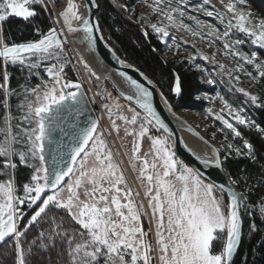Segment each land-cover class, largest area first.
I'll list each match as a JSON object with an SVG mask.
<instances>
[{
    "label": "snow or ice",
    "instance_id": "obj_1",
    "mask_svg": "<svg viewBox=\"0 0 264 264\" xmlns=\"http://www.w3.org/2000/svg\"><path fill=\"white\" fill-rule=\"evenodd\" d=\"M153 3L154 7L149 5L152 11L169 22L150 25L163 40L169 36L168 28L176 25L177 15L185 16L186 0H177L176 5L172 0ZM220 3L226 12H219L215 6L208 10L209 0L200 5L207 16H214L225 25L222 33L212 29L207 37H224V54L238 61L236 72L244 71L253 80L264 78V61H258L256 52L233 51L245 41L230 40L234 31L243 34L251 45L264 49V18L257 19L246 11L247 0ZM59 4L60 0L51 6L50 0H0V244L11 241L13 264H231L241 243V206L247 207V193L205 183L198 171L176 158L166 138L149 136L148 126L153 121L159 128L165 126L150 103L152 93L130 78L137 105L145 116L134 108L128 109L130 117L122 114L121 105L110 93L98 92L96 95L104 101L109 128L101 129L98 119L79 123L87 100L82 82L71 79L66 71L74 59L66 48L67 35L82 33L73 43L87 42L91 48L96 43L94 31H100V27L99 22L93 24L82 16L73 0H66V6L54 18L53 8ZM43 13L49 15L41 19ZM9 18H20L31 33L30 38L17 42L6 35L3 22ZM46 21L51 23L45 28L42 25ZM61 23L62 27H57ZM180 27L188 30L183 23ZM195 59L192 56L189 62ZM77 62L91 77L100 79L82 57ZM243 65H252L255 75ZM218 67L220 73L227 71L231 76L232 69L222 63ZM72 70H76L74 66ZM14 71L23 77L17 87L11 85ZM233 79L239 82L240 78ZM173 91L177 96L181 94L179 76ZM236 91L257 108L264 107L256 95L244 88ZM13 98L19 116L12 111ZM126 98L133 99L131 95ZM221 102L236 124L255 127L241 114L243 109L233 112L227 102ZM164 103L168 104L167 98ZM215 119L223 125L219 131L227 129L234 137L242 138L224 115ZM117 121L123 122L124 136L134 137L129 164L137 172L147 205L138 200L140 191L129 186L120 166L122 161L116 159L120 153H114L108 142L113 133L121 138ZM256 130L264 136V128ZM145 136L151 141L150 151L141 157L140 141ZM65 137L67 143L63 142ZM222 147L226 153L223 158L220 149L210 146L211 156L200 157L201 162L224 170L232 153L255 160L248 140H243L247 152L231 142ZM20 166L29 170L25 181L18 180ZM231 183L244 184L249 192L253 190L244 177L232 179ZM259 212L264 217V197ZM251 228L256 230L255 225ZM150 234L155 237V245Z\"/></svg>",
    "mask_w": 264,
    "mask_h": 264
},
{
    "label": "trees",
    "instance_id": "obj_2",
    "mask_svg": "<svg viewBox=\"0 0 264 264\" xmlns=\"http://www.w3.org/2000/svg\"><path fill=\"white\" fill-rule=\"evenodd\" d=\"M114 1L118 5H124L127 9L134 4V0ZM245 7L255 18H264V0H247ZM48 15V13H43L41 19H44ZM96 18L97 22H99L103 39L114 53L126 64L145 75L162 97L164 99L167 98L168 105L171 106L174 112L189 111L201 114L204 112L207 103L203 95L212 96L215 93L214 88L208 85L204 79H201V73L196 68L198 64L207 67L204 62L200 60L189 62V59L184 57L179 59L171 56V54L165 55L163 45H161L154 35L147 30L132 26L105 1L101 2ZM213 20H210L211 24L215 25L218 31L222 33L224 27L214 23ZM50 23L51 21H46L42 26L46 28ZM3 28L5 34L11 35L17 42L24 41L31 36L29 30L24 27L23 22L17 18H9L8 21L3 22ZM145 32L148 33L147 36L144 34ZM232 34L233 36L230 37L231 41L238 38L246 40L242 34L234 31ZM236 47L243 52L247 49L242 44ZM252 50L250 49L251 52ZM66 71L72 77L73 73L70 69L67 68ZM174 75L176 77L179 76L181 82V94L178 97L171 93ZM22 82L23 77L21 74L18 71H14L11 80L12 87H17L18 83ZM33 82H36L35 77L33 78ZM226 88L228 91H232L228 85ZM254 90L257 92L259 102L264 104V79H258ZM245 102L242 101L243 104H246ZM12 103V111L17 116L15 112L17 110L15 108V98H13ZM246 109L247 111H243L241 114L250 120L255 127L234 123V126L241 132L242 138L234 137L225 129L228 140L226 141L225 138L224 140L225 144L231 142L240 147L244 152H247V150L243 149V140H248L253 146L255 160H250L246 156L236 157L235 153H232L228 156L223 172L230 182L232 179L244 177L248 180V184L253 186V190L249 192L244 184L234 185L231 183L239 192L247 193L246 199L252 212V225L256 227V230H252L251 228L243 264H264V217L259 212L261 198L264 197V136L256 130L257 127L264 128V107L257 108L253 105H247ZM224 155L226 153L221 151L222 158ZM17 177L19 181H25L26 171L21 169L17 173ZM55 211L57 210L53 209V212ZM3 250L7 251L10 264H13L12 243L10 240L7 245H0V252H3Z\"/></svg>",
    "mask_w": 264,
    "mask_h": 264
},
{
    "label": "rangeland",
    "instance_id": "obj_3",
    "mask_svg": "<svg viewBox=\"0 0 264 264\" xmlns=\"http://www.w3.org/2000/svg\"><path fill=\"white\" fill-rule=\"evenodd\" d=\"M73 2L76 3L74 0ZM202 2L203 0H186V8L184 9L185 16L183 18H180L177 15L176 25L174 27L168 28L169 36L164 38L163 40L160 39L155 33H153L150 25L161 24V23H163L164 25H168L169 22L165 20L162 16L156 15L152 11V8L149 7V5H152L153 7L155 6L153 0H134V4L130 6L129 9L125 7L123 8L125 9L126 20L130 24H133L135 27H138L142 30H147L152 35H154L159 40L161 45H163L165 55L171 54V56H175L176 58L179 59L182 57L189 59L192 56H196V59L194 61L200 60L201 62H204L206 64L207 67H203L198 64L196 65V68L201 73V79H204L206 83L209 79L214 81L212 84L209 83L207 84L214 88L215 93L212 96L203 95V98L206 100L207 103L204 112L202 114L197 112H189V111L174 112L171 108L169 109L179 118H181L184 122H186L192 129L198 132L203 138H205L208 142H210L214 146V148H218L221 151H224L222 146L225 145L224 138H225V131L227 129L224 130V132L219 131L218 129L223 128V125L219 120L215 119V117L217 115H224V117L229 119L230 122H232L233 124L235 123V120L234 118L228 115V110L224 108L221 100L227 102V104H229L232 107L233 112H235L238 109H243V111H247L246 109L247 105H252V104L247 97L243 96L242 93L237 92L236 88H244L250 94L257 96V92L254 90V88L255 85L257 84L258 79L260 78H258L257 80H253L251 77L246 75L244 71L241 72L235 71V66L238 61L231 57L225 56L224 54L225 50L223 48V43H222L224 38L222 36L220 39H216L215 36L207 37L206 34L208 31L212 29L218 30V28L215 25L211 24L210 20L214 19L213 20L214 23L224 28L225 25L220 23V21L217 20L214 16L213 17L207 16L204 11H201L200 5L202 4ZM224 2L227 3V0H224ZM114 3L116 4L115 1ZM52 4H55V0H50V6ZM172 4L176 5L177 0H172ZM65 6H66V0H60L59 7L53 8V13H52L53 17L55 18V13H58L59 11L63 10ZM213 6H215V9H218L219 12L221 13L226 12V9L220 3V0H209V4L206 6L207 9L211 11L213 10ZM246 11H248V9H246ZM193 17H195V19H193ZM197 21H200V23L197 24ZM181 23H183L187 27L188 29L187 31L185 30V28L180 27ZM57 27H62V23ZM193 32L201 33L203 35V38L202 35L194 36ZM68 36L69 37L74 36V34ZM231 36H233V34ZM244 38L246 40L244 43H242V45L247 48L245 52L248 53L250 49L251 50L253 49L252 52L253 51L256 52L258 61H264V49H260L257 46L251 45L250 41H248L246 37ZM238 39H242V38H238ZM209 40L212 41L211 47L209 46ZM66 48L70 50V55L74 57V59L72 60V65H69L68 67L70 71L73 73V75L72 77H70L68 74V76L74 81L78 78L80 82H82L83 91L86 94L90 105L95 106V108L93 107V112L95 113V109H97L95 114L100 122V128L101 129L109 128L110 121L108 119L105 110L102 107V103L104 101L102 100L101 96L96 95V93H98L96 89L97 79L91 77L88 71L84 68L83 64L77 62L80 57H82L84 60V57L77 50L76 46L71 45L68 42ZM233 51H240V50L237 47H233ZM249 53H251V51ZM201 56H208L210 59L208 61H205L200 58ZM212 57L215 58L214 61L211 59ZM84 61L86 62V60ZM221 63L225 65L226 69H232L231 76L227 73V71L224 73L219 72L218 65ZM239 63L243 64L242 61H239ZM73 66L76 69L75 71L72 70ZM89 67L91 68L90 65ZM243 67L246 71L253 72V74L255 75V70L252 65H243ZM95 74L96 76L99 77V74L98 75L97 73ZM235 76H239L240 78L239 82L233 79V77ZM227 85L229 86V89H232V91H228L227 89L228 87L226 88ZM109 93L111 94V98L117 100L121 105L120 111L122 112V114L130 117L132 113L129 112L128 109L133 107L121 101L107 85L104 88V90H102L101 94L106 95ZM235 96L239 98H236ZM242 101H246L245 102L246 104H243ZM248 102L249 104H247ZM15 112L17 113V116L21 115V113L18 112L17 110H15ZM141 116L143 117L144 115H142L141 113ZM117 123L121 125V132H120L121 138H116V134L113 133L112 136L108 137V142L114 153L117 152L120 153V155L116 156V159L117 161H122L120 166L124 170V174L129 186L132 187L134 191H140V197L138 198V200H143L145 205H147V201L144 200L143 190L140 188V183L136 179L137 172L132 171V168L129 164L132 141L134 137L124 136L123 122L117 121ZM148 127L150 129L148 134L149 136L166 138L153 125H149ZM213 133H215V139H213ZM140 143H141V152L139 155L143 157L145 152L150 151L151 141L148 139V136H145L143 140L140 141ZM168 143L173 151L172 145L170 144L169 140ZM122 144L123 147H121ZM125 153H128V155H125ZM148 159L151 162L150 155ZM20 168L23 169V166H20ZM137 168H139V164H137ZM23 170H25L26 172L29 171L27 169H23ZM217 195L218 196L220 195L219 191H217ZM25 211L28 210L25 209ZM21 223H23V221ZM145 227L147 228L146 219H145ZM150 239L152 243L155 245V237L153 234H150ZM6 249L8 250V248ZM6 252L7 251L4 250L3 252H0V264H10L9 261L10 258L7 256Z\"/></svg>",
    "mask_w": 264,
    "mask_h": 264
},
{
    "label": "water",
    "instance_id": "obj_4",
    "mask_svg": "<svg viewBox=\"0 0 264 264\" xmlns=\"http://www.w3.org/2000/svg\"><path fill=\"white\" fill-rule=\"evenodd\" d=\"M84 9L86 18L90 19L93 24L97 23V15L101 6V2H107L111 7H113L123 18H125V9L116 5L113 0H81ZM126 19V18H125ZM127 21V20H126ZM134 26L133 24H131ZM135 27V26H134ZM94 36L96 37V43L93 47H91L94 55L99 59V61L110 71L115 73L122 81H124L130 87L128 78L136 81L142 87L148 89L152 93V96L149 98L150 103L156 116L160 121L163 122L164 128H159L156 125L155 121H153V126L157 129L159 128V132L162 133L172 145L173 151L176 154V157L182 161L188 167L193 168L201 174L202 179L206 183H212L219 188V186L232 187L235 191L239 192L226 177L225 173L221 169H217L211 165H205L201 162L200 157H210L211 151L210 146L214 147L210 142H208L205 138H203L198 132L192 129L186 122H184L181 118H179L176 114H174L169 107L164 103V98L159 93V91L155 88L153 83H149V79L143 75L141 72L126 64L123 60H121L114 52L107 46L104 41L101 32L94 31ZM88 47L87 42H84L79 45V47ZM89 48V47H88ZM123 62V64L121 63ZM120 73H124V76H121ZM176 75H174V80L171 88V93L176 95L173 91L175 87ZM104 82H96L97 92L102 93L104 90ZM108 84L111 91L123 102L127 103V105L132 106L137 111L142 113L144 116L146 115L143 109H140L137 105V99L128 100L125 96L120 95L117 90L113 87L111 82L106 80L105 82ZM133 89V88H132ZM134 90V89H133ZM135 91V90H134ZM85 99L87 100V104L85 106V114L80 117L79 123L84 124L89 120L97 119L96 111L95 113L92 111L88 98L85 94ZM94 107V105H93ZM174 118V119H173ZM178 121V125L174 122ZM165 128L167 131H165ZM185 134V135H183ZM185 136H190L197 140V142L201 143L202 147L205 149L206 153H199L195 155L188 148L185 142ZM57 139L59 140V134H57ZM207 141V143H205ZM64 143H67V137H65ZM55 147V146H53ZM208 150V151H207ZM63 151V150H62ZM48 154V149L46 146V155ZM225 200L227 202L228 195L227 192L224 194ZM247 207L241 206V215H242V237L241 243L238 245L237 250L233 255V259L231 264H243L244 254L246 250V244L251 232L252 226V213L249 207V203L246 199ZM2 245V244H0Z\"/></svg>",
    "mask_w": 264,
    "mask_h": 264
},
{
    "label": "bare ground",
    "instance_id": "obj_5",
    "mask_svg": "<svg viewBox=\"0 0 264 264\" xmlns=\"http://www.w3.org/2000/svg\"><path fill=\"white\" fill-rule=\"evenodd\" d=\"M78 7H79V11L80 14L86 18V14H85V9H84V5L82 3L81 0H74ZM74 26H78L76 24V22H74ZM82 35V33L78 32L75 33L74 36H68L67 35V39L69 41V43L71 45L76 46L77 50L82 54V56L84 57V60H86V62L91 66L92 70L97 73V75L99 74L100 79L97 80V82L101 83L104 82V88L108 85L106 84V80H108L109 82H111V84L113 85V87L117 90V92L121 95V93H123L125 97L131 95L133 97V99H137L136 95H135V91L132 89V87H130L129 85H127L124 81H122L115 73H113L112 71H110L108 68H106L100 61L99 59L94 55L93 51L91 48H88L87 46L85 47H79L80 44L77 43H73V41H76L80 36ZM107 44V43H106ZM107 46L109 47V45L107 44ZM110 48V47H109ZM111 49V48H110ZM74 50V49H73ZM112 50V49H111ZM113 51V50H112ZM114 52V51H113ZM115 54V53H114ZM107 77V78H106ZM91 106V105H90ZM92 111H93V105L91 106ZM95 108V106H94ZM143 115V114H142ZM174 119V118H173ZM174 122V121H173ZM176 125H178V121L174 122ZM185 135V134H183ZM185 142L188 146V148L191 150V152H193L195 155L199 154V153H206L205 149L202 147L201 143L197 142L196 139L190 137V136H185ZM208 151V150H207Z\"/></svg>",
    "mask_w": 264,
    "mask_h": 264
}]
</instances>
